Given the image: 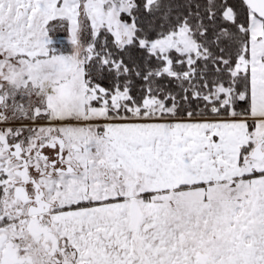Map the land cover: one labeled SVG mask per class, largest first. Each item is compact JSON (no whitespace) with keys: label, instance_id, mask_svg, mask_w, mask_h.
I'll return each mask as SVG.
<instances>
[{"label":"snow or ice","instance_id":"snow-or-ice-1","mask_svg":"<svg viewBox=\"0 0 264 264\" xmlns=\"http://www.w3.org/2000/svg\"><path fill=\"white\" fill-rule=\"evenodd\" d=\"M0 264H264V0H0Z\"/></svg>","mask_w":264,"mask_h":264}]
</instances>
